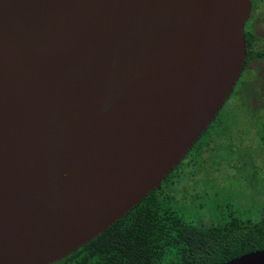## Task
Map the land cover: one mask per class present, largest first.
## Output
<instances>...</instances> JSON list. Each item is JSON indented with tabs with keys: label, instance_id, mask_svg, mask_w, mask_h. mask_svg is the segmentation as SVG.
Segmentation results:
<instances>
[{
	"label": "water",
	"instance_id": "1",
	"mask_svg": "<svg viewBox=\"0 0 264 264\" xmlns=\"http://www.w3.org/2000/svg\"><path fill=\"white\" fill-rule=\"evenodd\" d=\"M252 10L0 0V264L60 261L161 189L239 81Z\"/></svg>",
	"mask_w": 264,
	"mask_h": 264
},
{
	"label": "trees",
	"instance_id": "2",
	"mask_svg": "<svg viewBox=\"0 0 264 264\" xmlns=\"http://www.w3.org/2000/svg\"><path fill=\"white\" fill-rule=\"evenodd\" d=\"M251 1L253 10L244 29L247 53L244 68L252 60H264V45L257 48L261 39L253 29L255 12L261 0ZM231 98L232 95L228 100ZM224 109L225 106L193 150L162 182L160 190L148 194L104 233L53 264H224L249 253L264 251V210L260 216L248 219L230 210L221 211V220L218 218V221L204 224L189 219L176 206L178 183L187 176L201 173L203 166L221 158L223 148L237 147L240 141L239 137L235 145L228 142L209 146L206 152L202 147L203 138L226 116L227 110ZM222 127L225 134L229 126L223 123ZM257 142L264 150V133ZM236 160L241 164L239 170L243 172L236 177H244V167L248 164L245 155L239 153Z\"/></svg>",
	"mask_w": 264,
	"mask_h": 264
},
{
	"label": "rangeland",
	"instance_id": "3",
	"mask_svg": "<svg viewBox=\"0 0 264 264\" xmlns=\"http://www.w3.org/2000/svg\"><path fill=\"white\" fill-rule=\"evenodd\" d=\"M254 19V18H253ZM252 22V21H251ZM255 32L261 39L257 48L264 45V0L255 12ZM251 74L252 94L240 104L235 112L234 129L240 133L237 147L223 148L222 156L203 166L201 173L187 176L178 183L179 193L176 206L183 215L204 224L221 220V211L230 210L243 218H255L264 210V150L257 142L264 133V61H251L247 67ZM244 72L241 81L248 82L249 74ZM240 81V82H241ZM241 83L238 84L237 88ZM234 95L225 105L231 110ZM252 108L255 112H249ZM259 136V137H258ZM245 155L248 164L244 167V177H236L243 172L237 163L239 153ZM220 159H223L220 161ZM257 165L258 167L253 165ZM235 167V168H234ZM219 218V219H218Z\"/></svg>",
	"mask_w": 264,
	"mask_h": 264
},
{
	"label": "flooded vegetation",
	"instance_id": "4",
	"mask_svg": "<svg viewBox=\"0 0 264 264\" xmlns=\"http://www.w3.org/2000/svg\"><path fill=\"white\" fill-rule=\"evenodd\" d=\"M255 22L253 23V29L255 32ZM256 34V32H255ZM254 61V60H252ZM257 61H264V60H257ZM250 64V63H249ZM243 68L242 74L240 76L239 81L236 83V87H234V90L232 92V96L234 95V100H233V105L231 102V110H227V114L226 116H224L223 118H221L215 125V128L209 133L207 134L203 140H202V147H204L205 152L208 151L207 148L209 146H213V145H217V144H222V143H230L233 142L234 145L238 142V138L240 137V133H237V130L234 129V125H236L235 123V112L237 109H239V105L240 104H245V99L247 98L248 95L252 94V87H251V74L248 72L247 67L248 65ZM248 72L249 74V79L248 82L246 81H241V77L243 76L244 72ZM241 81V82H240ZM240 84V86L237 88L238 84ZM230 95V97H231ZM229 99V98H228ZM225 102V104H227V102L229 103L230 100H228ZM224 104V106H225ZM223 106V107H224ZM249 112H255V110H253L252 108H248ZM223 123H227L229 128L228 130L225 132V134L222 133V124ZM229 140V141H228ZM193 150V149H192ZM198 153L196 155L199 154V151H197Z\"/></svg>",
	"mask_w": 264,
	"mask_h": 264
}]
</instances>
